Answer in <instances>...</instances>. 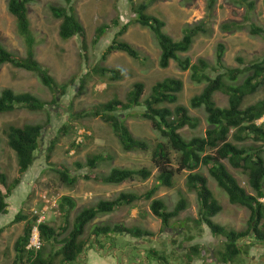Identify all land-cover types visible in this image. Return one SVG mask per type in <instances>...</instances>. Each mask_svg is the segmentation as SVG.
<instances>
[{
  "label": "rangeland",
  "instance_id": "1",
  "mask_svg": "<svg viewBox=\"0 0 264 264\" xmlns=\"http://www.w3.org/2000/svg\"><path fill=\"white\" fill-rule=\"evenodd\" d=\"M8 1L0 0V40L9 51L24 57L26 43L18 32L16 18L8 11ZM71 1L74 3L77 17L86 28L85 51L80 38L63 40L59 36L62 21L53 16L50 8L52 6L68 8V0H34L29 5L32 32L38 42L35 48L37 61L50 71L60 85L70 82V87L66 95L59 97L57 107H48L47 110L38 113L22 109L11 114L0 115V137L3 139L0 145V166L8 174L9 183L20 174L16 155L7 145L4 130L10 124L23 126L29 123H42L46 125L50 121L44 131L42 149L37 152L33 167L22 177L21 184L15 190L13 197L9 199V214L0 216V228L5 230L0 239V264L14 263V244L23 234L25 222L12 224V221L20 211L32 219L35 216V211L40 212L45 206H49L51 209L46 214V223L56 228H62L68 222V230L59 238L63 239L73 231L75 218L84 209L94 207L102 200H113L122 192L144 194L158 184V170L153 165L151 156L156 143L161 141V135L153 130L148 120L142 117L144 107H137L125 113L127 114L125 121L135 137L149 143L150 150L147 152L123 151L111 127L100 118L90 116L71 119L69 115L93 110L114 98L126 100L128 92L137 82H143L146 86L144 100L150 95L155 83L166 78L181 79L184 83V90L178 104L188 108H190V100L200 94L205 87V84L194 83L191 80L190 71H182L175 61H172L167 69H162L159 66L161 49L158 40L149 29L143 28L139 24L131 25L123 39L147 58L144 63L134 60L122 52L114 53L106 61H101L102 51L114 40L120 27L136 18L131 3L129 0ZM208 1L210 0H159L150 4L149 14L163 19L166 22L165 33L175 41H180L184 37L183 30L187 25H195L204 19L207 14ZM254 1L256 9L250 13L251 21L264 27V0ZM134 2L142 4L148 0H134ZM245 15L246 8L238 5L236 1L216 0L210 20L212 31L196 38L192 49L188 53L181 54V57L190 58L192 63H196L199 58H204L215 65L217 45L224 43L227 47L224 62L228 68L239 67L238 58L243 59L246 65L262 62L264 60V39L252 36L247 28L232 34L221 30L222 23L227 21L243 22ZM118 19L120 24L116 27L114 22ZM102 25L110 27V30H107L100 44L94 45L96 30ZM97 65L107 68H122L126 71V75L120 81H111L108 77L102 78L93 72V68ZM81 79L85 81L83 90L80 89ZM4 88H11L16 92H30L47 102H51L56 94L42 85L34 74L10 65H6L0 70V94ZM214 100L222 108L228 106V97L223 93H217ZM261 100H264V84L257 93L246 99L245 107ZM170 107L174 108L175 106L171 105ZM190 114L200 119V125L196 130L185 128L180 131L181 134L186 139L205 136L210 128L205 111L190 108ZM262 122H264V118L258 121V124ZM64 126L70 128V131L66 135L60 134L57 137L59 141L50 161H48V153H46L48 143L60 133ZM81 135V143L76 146ZM94 155H103L108 158L106 161L100 162L98 168L93 171L86 166L83 170L78 169V163L86 165L88 158ZM176 157L177 155H174V158ZM174 165L177 166L176 163ZM60 167L68 168L74 176L78 177V182L74 187L62 183L55 170ZM115 167L132 170L146 167L152 170V177L147 181L136 179L120 185L103 184L95 180L84 179V175L88 173L98 177L108 175ZM229 170L243 186L252 192L247 184L246 176L231 167ZM199 171L208 177L209 188L223 207V211L213 219L214 222L228 230H247L250 211L230 203L226 192L210 177L208 168L202 167ZM188 174L187 171L178 174L175 178V187L169 189L161 187L153 197L164 200L169 210H173L181 198L187 199L188 208L178 219L171 222V229L160 234L163 228L162 222L153 215L150 209L151 201H139L132 207H121L93 220L87 226L82 237L86 241L85 249L89 246L86 252L90 251L89 248L92 247L93 254H97L98 250H101L105 251V255L109 251L117 249V255L114 254L116 257L112 256L111 260L120 259V263H122L123 256L127 255L128 261L135 263L142 260L140 264H144L148 253L154 249L162 254H168L167 256L171 259V262L168 259L170 264H185V256L193 246L190 241L188 242L189 236L196 239L198 235H202L200 230H209L205 225L195 224V220L199 218L200 204L197 194L190 192L186 186ZM64 196L72 197L76 202V207L70 212L68 221L59 207ZM106 225L141 228L154 233L156 237L136 239L126 235L120 239L114 235L112 238L104 236L93 240V230L97 226ZM209 236H212L213 239L206 238L205 240V236H201L205 242L200 258H202L203 264H218L219 253L224 250L226 239L221 236H213L211 232ZM245 244H250V242L243 241L242 246ZM245 246H247L245 248L247 254L242 256L237 264H264V245ZM52 248V245H48L47 255ZM56 249L58 248L56 247ZM249 257L253 259L250 260ZM60 260L57 259L55 263L61 264ZM154 261L155 259L150 257L149 263L154 264ZM88 264H92L90 260Z\"/></svg>",
  "mask_w": 264,
  "mask_h": 264
},
{
  "label": "trees",
  "instance_id": "2",
  "mask_svg": "<svg viewBox=\"0 0 264 264\" xmlns=\"http://www.w3.org/2000/svg\"><path fill=\"white\" fill-rule=\"evenodd\" d=\"M33 1H8V11L16 18L18 32L26 43V55L24 57L17 56L9 51L0 40V70L6 65H10L16 69L30 72L39 79L42 85L56 94L51 102H47L30 92H16L11 88H4L0 94V115L11 114L22 109L38 113L47 110L48 107H57L59 97L66 95L70 87V82L60 85L50 71L36 59L35 48L38 42L32 32L29 15V5ZM68 1V8L57 6L50 8L53 16L62 21L59 36L63 40L80 38L85 51L86 28L76 15L74 3L71 0ZM157 1L159 0H148L146 3L137 4L134 0H129L136 18L120 27L114 40L102 51L101 61H106L114 53L122 52L134 60L144 63L147 58L133 45L126 42L123 36L134 24L149 29L160 45L159 66L162 69H167L170 63L175 61L182 71H190V77L194 83L205 84L202 92L190 100L189 107L195 110L203 109L210 128L203 137L195 136L186 139L181 134L180 131L185 128L196 130L201 121L190 114V108L178 104L184 90V83L178 78H166L155 83L150 95L144 100L146 86L143 82H137L128 92L126 100L114 98L93 110L69 115L71 119L90 116L100 118L111 127L123 151L147 152L150 150L149 143L135 137L125 121V117H127L125 113L137 107H144L142 117L148 120L153 130L161 135V141L156 143L151 156L152 163L158 170V184L144 194L122 192L113 200H102L96 206L84 209L75 218L73 231L63 239L59 238L68 230V222L62 228H56L48 223L41 224L39 230L43 246L39 251L27 248L37 217L31 219L30 216L20 211L13 219L12 224L25 222V226L23 234L14 244L15 259L13 264H56L57 259H61V264L77 263L76 261L80 259L85 250L86 241L82 237L87 226L100 215L110 214L121 207H132L139 201H151L150 209L153 215L162 222L163 228L160 234L164 233L172 228L171 222L178 219L188 208V201L181 198L174 209L169 210L164 200L153 197L161 187L168 189L175 187L176 176L184 171L189 172L186 186L190 192L197 194L200 204L199 218L195 220V224L205 225L213 236H221L226 239L224 250L219 253L218 264H237L240 258L247 254L245 245H264V122L258 124V121L264 118V100L245 107L246 99L257 93L264 84V60L246 65L243 59L238 58L240 66L228 68L224 62L227 51L224 43L217 45L215 65L204 58H199L196 63H192L190 58H182L181 54L188 53L192 49L196 38L212 31L210 20L216 0L207 2V14L203 20L184 28V37L180 41H175L165 33L166 22L163 19L149 14L150 4ZM232 1H236L238 5L246 8L244 21L224 22L221 24V30L232 34L247 28L252 36L264 39V27L251 21L250 13L256 9V2L254 0ZM114 23L118 27L119 19ZM107 30H110V27L106 25H102L96 30L94 45L100 44ZM93 72L102 78L108 77L111 81H120L126 75V71L122 68H107L101 65L95 66ZM80 82V89L83 90L85 81L81 79ZM217 93H223L228 97L227 107L222 108L217 105L214 100ZM171 105L175 107L171 108ZM49 122L46 125L42 123H29L23 126L10 124L4 130L7 145L16 155L20 175L9 183L8 174L0 166V216L9 214V199L13 197L15 190L21 184L22 177L33 167L37 152L42 149L44 131L49 126ZM69 131L70 128L67 126L62 127L60 133L48 143L46 148L48 161L56 149L59 141L57 137L60 134L66 135ZM2 140L0 137V145ZM80 143L78 140L75 145L79 146ZM174 155L177 157L174 158ZM107 158L103 155H94L88 158L86 165L78 163L77 167L83 170L86 166L93 171L98 168L100 162L106 161ZM202 167L208 168L210 177L226 192L232 205L250 211L247 230H228L214 222L213 219L223 211V207L209 188L208 177L199 171ZM229 167L247 177V184L252 192L241 184ZM55 170L63 184L74 187L78 182V177L74 176L68 168L60 167ZM151 177L152 170L146 167L136 170L115 167L108 175L102 177L90 173L84 175L85 180H95L110 185H120L136 179L147 181ZM59 207L68 221L70 212L76 207V202L72 197L64 196ZM3 231L5 230L0 228V239ZM93 235L96 240L104 236L112 238L114 235H129L136 239L156 237L154 233L147 230L121 225L97 226L93 230ZM192 238L193 236H189L188 242ZM246 240L250 244L242 246V242ZM48 245H52L53 248L47 255ZM199 245H193L189 249L185 256V264H191L195 257H200L202 246ZM167 255L152 249L144 264H151L149 263L150 257L155 259L154 264H170L171 259Z\"/></svg>",
  "mask_w": 264,
  "mask_h": 264
},
{
  "label": "crops",
  "instance_id": "3",
  "mask_svg": "<svg viewBox=\"0 0 264 264\" xmlns=\"http://www.w3.org/2000/svg\"><path fill=\"white\" fill-rule=\"evenodd\" d=\"M200 232H201V234L202 235H198L197 237H196V239H194V238H192V240L190 241V243H192V245H196V244H200L199 246H203L204 245V242H205V240H206V238L208 239V240H211V239H213V237L212 236H209V234H210V230H200ZM204 237L205 236V240L203 241V239H202V237ZM118 237L121 239V238H124V237H126V235L125 236H123V235H118ZM200 237V238H199ZM211 237V238H210ZM96 239V237L95 236H93V240H95ZM202 241H203V243H202ZM252 241V240H251ZM249 242V241H248ZM190 245V244H189ZM88 247L89 246H87L86 247V249L84 250V253H83V255L80 257V259L78 260V261H76L77 263L76 264H88V261L90 260V262L92 263V264H140L141 263V261L142 260H140V262L139 261H137V262H135V263H132V261H128L129 260V258H128V256L127 255H124L123 256V259H122V263H120V259H118L117 261H116V259H114V261L113 260H111V257L112 256H114V257H116V255H117V249H113V250H111V251H109V253L108 254H105L104 255V253H105V251H101V250H98V253L97 254H93L92 252V250H91V248L92 247H90L89 248V250L90 251H87L86 252V250H88ZM114 250H116V251H114ZM252 253H253V250H252ZM114 254H116V255H114ZM103 255H104V257H103ZM103 257V258H102ZM117 258H119L118 256H117ZM250 258V257H249ZM96 259H98V260H96ZM251 259H253V258H250V260ZM143 263V262H142ZM75 264V263H74ZM191 264H203V260H202V258H200V257H195L194 259H193V262L191 263Z\"/></svg>",
  "mask_w": 264,
  "mask_h": 264
},
{
  "label": "built area",
  "instance_id": "4",
  "mask_svg": "<svg viewBox=\"0 0 264 264\" xmlns=\"http://www.w3.org/2000/svg\"><path fill=\"white\" fill-rule=\"evenodd\" d=\"M80 141L81 139H79V142ZM50 209L51 208L49 206H45L40 212L35 211V216H37V222L31 231V236L27 247L29 250H41L43 246V241L41 238L39 226L45 223L46 214L49 212Z\"/></svg>",
  "mask_w": 264,
  "mask_h": 264
},
{
  "label": "clouds",
  "instance_id": "5",
  "mask_svg": "<svg viewBox=\"0 0 264 264\" xmlns=\"http://www.w3.org/2000/svg\"><path fill=\"white\" fill-rule=\"evenodd\" d=\"M83 135V134H82ZM82 135L79 137V139H81L82 138ZM81 142V141H80ZM34 217H37V216H34ZM37 222V221H36ZM46 223V222H45ZM45 223H43V224H45Z\"/></svg>",
  "mask_w": 264,
  "mask_h": 264
}]
</instances>
